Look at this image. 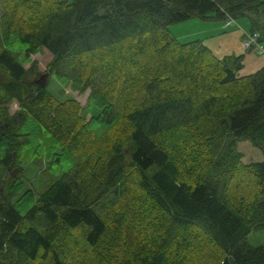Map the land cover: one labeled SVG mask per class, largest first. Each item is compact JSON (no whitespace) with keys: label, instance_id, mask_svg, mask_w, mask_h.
Returning a JSON list of instances; mask_svg holds the SVG:
<instances>
[{"label":"trees","instance_id":"obj_1","mask_svg":"<svg viewBox=\"0 0 264 264\" xmlns=\"http://www.w3.org/2000/svg\"><path fill=\"white\" fill-rule=\"evenodd\" d=\"M245 16L264 43V0H0V264H78L99 245L96 264H264L247 240L264 160L238 150L264 149V65L241 75L244 55L170 30ZM44 52L86 105L29 77ZM44 150L65 169L38 192L23 159Z\"/></svg>","mask_w":264,"mask_h":264},{"label":"rangeland","instance_id":"obj_2","mask_svg":"<svg viewBox=\"0 0 264 264\" xmlns=\"http://www.w3.org/2000/svg\"><path fill=\"white\" fill-rule=\"evenodd\" d=\"M197 21H200V20L191 19L189 21H183V22L172 24L170 27L171 29H173L174 34L175 33L178 34V36L180 37L179 39L183 40L182 42H186V40H189L188 36L191 35L193 32L201 31L200 27L196 26L199 23ZM249 33H256V32L250 31ZM250 49L255 50L254 48H250ZM256 53L263 54L264 52L260 53L256 51ZM104 57L108 58L106 54L104 55ZM51 58L52 57L51 55L48 54V52L39 53L37 55H34L32 59L37 60L38 67H39L41 74L38 75L37 77H32V75H30L29 77L33 80L39 79L42 74L48 73L47 64L50 62ZM29 66H30V63H27V67ZM46 79H47V84L50 81L49 89L60 99L66 98L69 95H71L75 97L76 99H78L82 105H86L88 95H89L88 91L85 93H81L78 91H73L70 87H67L66 89H64V92L62 93L61 86L60 84H58L56 77L51 76L48 73V77ZM18 109H19V105L18 103L15 102L11 105L10 111L11 113H15ZM28 129L31 132V137L33 139L32 140L33 144L31 146V148L33 149V147L34 146L36 147L38 143L40 145V143L43 141V136H41L40 133L38 135L37 133L38 131L36 130L37 128L35 127V125L28 127ZM43 147L46 151L49 150L47 149V146L46 147L43 146ZM45 150L42 154H40L39 156H37V158H35L37 161L36 160L33 161L34 159L31 160L29 158L23 159L24 178L27 182L26 188H28L29 187L28 185H30L33 189H35L38 192H42L44 189H46L53 182L54 179L58 178V176L62 174L63 169H65L62 163H57L58 164L57 170H55L54 168H56V165L52 164L53 155L44 156V154L46 153ZM56 150H58V146H56L53 149V154ZM238 150L243 153L244 162L264 160V149L254 145L253 143L249 141L244 140V141L239 142ZM5 175H6L5 180L6 181L9 180V177H10L9 172L6 173ZM139 195L142 196V193L141 194L139 193ZM247 240L252 246H264V229L251 232L248 235ZM100 246L101 245H99L98 247H87V248L83 246L81 249L75 250L76 252L75 262H77L78 264H96L95 262H93L94 261L93 257H97L96 250L100 249L102 252L104 251V249H101ZM126 255H129V252H123L122 250L121 253L117 254L116 256H122V260H124ZM72 258H74V254H72Z\"/></svg>","mask_w":264,"mask_h":264},{"label":"crops","instance_id":"obj_3","mask_svg":"<svg viewBox=\"0 0 264 264\" xmlns=\"http://www.w3.org/2000/svg\"><path fill=\"white\" fill-rule=\"evenodd\" d=\"M198 20H200L197 21L199 23L195 24L200 27L201 31L193 32L188 36L189 40L186 41L200 39L220 58L229 54L244 55V67L240 72L241 75L254 73L264 65V53H256L243 45L246 34L251 31V23L247 16L234 20V23L229 26L226 25V21L219 19ZM170 30L180 40L178 34H174L171 27ZM180 41L183 40L181 39Z\"/></svg>","mask_w":264,"mask_h":264},{"label":"built area","instance_id":"obj_4","mask_svg":"<svg viewBox=\"0 0 264 264\" xmlns=\"http://www.w3.org/2000/svg\"><path fill=\"white\" fill-rule=\"evenodd\" d=\"M234 20L231 18L227 21L226 25L229 26L232 24ZM260 35L258 32L247 34L246 38L243 41V45L246 48H254L256 51L263 53L264 52V44L259 40Z\"/></svg>","mask_w":264,"mask_h":264},{"label":"water","instance_id":"obj_5","mask_svg":"<svg viewBox=\"0 0 264 264\" xmlns=\"http://www.w3.org/2000/svg\"><path fill=\"white\" fill-rule=\"evenodd\" d=\"M48 77V73H44V74H42L41 75V77H40V82L42 83V85H46L47 84V78ZM230 261L233 263L234 262V260H233V258L232 257H230Z\"/></svg>","mask_w":264,"mask_h":264},{"label":"flooded vegetation","instance_id":"obj_6","mask_svg":"<svg viewBox=\"0 0 264 264\" xmlns=\"http://www.w3.org/2000/svg\"><path fill=\"white\" fill-rule=\"evenodd\" d=\"M40 77H41V76H40ZM35 81L38 82V83H41V82H40V78H39V79H35Z\"/></svg>","mask_w":264,"mask_h":264},{"label":"bare ground","instance_id":"obj_7","mask_svg":"<svg viewBox=\"0 0 264 264\" xmlns=\"http://www.w3.org/2000/svg\"><path fill=\"white\" fill-rule=\"evenodd\" d=\"M236 192V191H235Z\"/></svg>","mask_w":264,"mask_h":264}]
</instances>
